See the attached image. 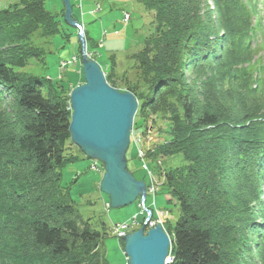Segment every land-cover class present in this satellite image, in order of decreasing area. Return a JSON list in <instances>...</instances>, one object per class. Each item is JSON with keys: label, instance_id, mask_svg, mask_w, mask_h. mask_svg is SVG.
Here are the masks:
<instances>
[{"label": "trees", "instance_id": "obj_1", "mask_svg": "<svg viewBox=\"0 0 264 264\" xmlns=\"http://www.w3.org/2000/svg\"><path fill=\"white\" fill-rule=\"evenodd\" d=\"M46 1L18 0L13 10L0 11V264H57L66 258L111 264L102 250L108 227L84 220L69 185L62 184L63 170L80 160L69 131L68 91L62 80L24 72L29 59L44 53H23L22 44L34 34L70 40ZM138 2L154 14L142 50L130 56L131 70L120 74L112 54L110 71H103L112 88L139 101L131 143L150 139V116L169 117L168 141L154 153L149 143L147 160L160 192L166 189L180 211L173 230L165 221L170 264H245L246 253L253 263L254 249L241 239L255 236L264 248L262 4L213 0L211 9L204 0ZM86 38V54L94 58L98 42L87 31ZM187 70L197 78L188 81ZM135 71L137 81L130 75ZM140 122L145 128L137 135ZM177 155L188 166L165 171L156 161ZM22 241L29 242L28 253L16 250Z\"/></svg>", "mask_w": 264, "mask_h": 264}, {"label": "rangeland", "instance_id": "obj_2", "mask_svg": "<svg viewBox=\"0 0 264 264\" xmlns=\"http://www.w3.org/2000/svg\"><path fill=\"white\" fill-rule=\"evenodd\" d=\"M204 1L211 9L215 8L213 0ZM71 2L72 5L75 6L73 9L74 16L86 26V28L83 29V33L79 31V29L77 30L69 27L65 23L64 18L60 16V12L64 9L63 0H47L45 2L46 10L58 17L57 19L61 22V31L63 30V34L69 35L70 40L66 39L63 35L45 39L40 32H37L30 40L22 44L24 45L23 49H25L23 53H25L26 56L31 50L44 51V53L41 52L42 56L39 58L29 59L28 66L24 72L38 77H47L53 81L62 80L66 91H68L67 95H69V97L72 91L80 86L79 84L82 80V73H80V70L82 71V60L81 57H79L82 46L78 35H82L87 39V31L91 39L98 42L99 47L96 49V57L93 58L89 55L88 57L91 58V60L96 59L95 61L99 63L102 69L110 71L111 62L109 57H111L112 54H116L119 62L118 70L120 74H122L123 71L125 72L132 69L134 63L132 64L130 56L142 50L144 39L151 32V23L154 19V14L146 10L138 0H83L81 2L82 8H78L79 0H71ZM260 2L264 9V0H260ZM18 4V0H0V11L6 9L13 10L12 8ZM97 5L99 8H96ZM126 12L132 17L128 26L122 23V18L124 17L123 13ZM74 19L76 20L75 17ZM81 22L79 23L83 25ZM74 57L78 59L77 64L70 63L73 61ZM63 63H67L68 65L63 67ZM130 75H132L134 81H137L141 76L140 73L136 71L132 72V74L130 73ZM186 76L188 81L197 78L195 75H192L189 70L186 71ZM138 81H141V78ZM196 85L201 88V76ZM152 120L156 122L152 123ZM149 127H151L152 130L148 141L151 143L150 147L154 153V150L158 146H162L169 139L167 135V131L170 128L169 117L163 114L154 117L150 116ZM144 128V122H140L139 129L135 131L136 134L141 135ZM138 147L146 148L148 144L139 143ZM138 147L134 142L130 145L127 153L128 169L134 174L136 179L149 182L144 163L138 156ZM74 152V154L80 156V160L68 165L63 170L62 184L65 186L69 185L70 197L74 200L75 206L84 220L91 219L90 221L98 227H100L104 221L108 227L109 236L105 239L102 250L104 249L103 251L106 253L111 264H128L125 250L122 248L121 244L122 239L113 234V228L118 224L123 225L128 222L130 223V220L135 216H138V220L142 222L143 215L141 212L143 209L139 202L122 209L111 208L109 198L100 190V183L104 174L102 164L97 161L100 168L103 170V172H97L93 169L96 161L85 157L76 145ZM156 161L160 162V164L162 163L161 168L165 171L170 168L188 166V162H186L182 155L160 158V160L158 159ZM148 167L154 169L151 162L148 163ZM156 179H158V177ZM157 183L161 184L160 181H157ZM161 187L160 185V189ZM171 200H173V198L166 189H162L155 199L156 208L168 212L164 220L167 222V228L173 230L179 219L180 211L175 204L176 201ZM153 203V196H148L146 206L148 208H153ZM133 230L134 229L131 231ZM231 232V234L237 233L236 229ZM129 234L131 233H128V235ZM24 239L28 240L29 238L27 237ZM242 240H248V244L244 242L243 244L254 249L252 252L255 258L252 263V261L249 260V253H246L245 256L249 261L247 262L246 258H244V263L261 264L264 258V248H261V245H259V240L255 236H251L247 239L242 238L241 242ZM18 247L19 248L16 250L20 254L28 253L29 250H31L29 242L26 243L22 241L19 243ZM14 253L18 255L16 251H14ZM53 262L57 264H72V260L69 258L63 261Z\"/></svg>", "mask_w": 264, "mask_h": 264}, {"label": "water", "instance_id": "obj_3", "mask_svg": "<svg viewBox=\"0 0 264 264\" xmlns=\"http://www.w3.org/2000/svg\"><path fill=\"white\" fill-rule=\"evenodd\" d=\"M63 3L65 23L78 30L81 24L74 19L71 0ZM78 38L84 84L70 96L71 141L85 157L103 165L100 190L109 198L111 208L122 209L136 202L146 205L147 184L135 178L127 161L139 101L131 92H121L107 83L99 63L86 54L85 37ZM123 241L128 264H167L171 259V239L161 226L148 232L143 227Z\"/></svg>", "mask_w": 264, "mask_h": 264}, {"label": "built area", "instance_id": "obj_4", "mask_svg": "<svg viewBox=\"0 0 264 264\" xmlns=\"http://www.w3.org/2000/svg\"><path fill=\"white\" fill-rule=\"evenodd\" d=\"M82 1L83 0H79L78 8L79 7L82 8V6H81ZM123 15H124V17L122 18V22L125 25H128L131 21V16H129L130 14H128L127 12L123 13ZM84 28H85V25L83 24L80 26L79 31H81L83 33ZM70 63L71 64H73V63L77 64L78 63L77 57H74L73 61H71ZM66 65H68V64L63 63V67H65ZM132 136H133V133H132ZM135 143L137 146L139 143H142V144L147 143L149 145V141L143 137H135ZM138 156H139V159L144 163V168L147 171V175L149 176V185H147V187H148L147 194H148V196H153V198H155L158 195V193L160 192V184L157 183V179H156L155 175L152 173V171L148 167L147 147L146 148H139L138 147ZM93 169L97 172H100V171L103 172L102 168H100V165L97 163V161H96V163H94ZM140 206L143 209L141 214L145 216L144 221L143 222L139 221L138 216H135L132 220H130L131 221L130 223L128 222V223L123 224V225H121V224L115 225L113 228V234L115 236H117L118 238L123 240L128 236V233L132 234V233L140 230L143 227H145V232H148L150 229H153L157 226H161L165 230L164 218L166 217V215H168V212L161 211V210L157 209L155 203H153V208L152 207L148 208L146 205H141V204H140ZM148 217H150L149 220H147ZM132 229H134V230L131 231ZM171 262H172V258L169 260V263H171Z\"/></svg>", "mask_w": 264, "mask_h": 264}, {"label": "bare ground", "instance_id": "obj_5", "mask_svg": "<svg viewBox=\"0 0 264 264\" xmlns=\"http://www.w3.org/2000/svg\"><path fill=\"white\" fill-rule=\"evenodd\" d=\"M131 19H132V17H131ZM122 23H123V22H122ZM86 52H87V50H86ZM167 264H170V263L168 262Z\"/></svg>", "mask_w": 264, "mask_h": 264}]
</instances>
